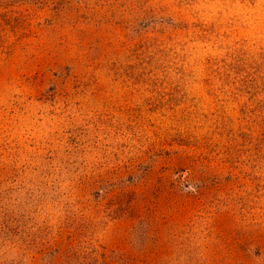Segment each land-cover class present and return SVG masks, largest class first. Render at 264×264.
I'll return each instance as SVG.
<instances>
[{"label": "rangeland", "instance_id": "1", "mask_svg": "<svg viewBox=\"0 0 264 264\" xmlns=\"http://www.w3.org/2000/svg\"><path fill=\"white\" fill-rule=\"evenodd\" d=\"M264 264V0H0V264Z\"/></svg>", "mask_w": 264, "mask_h": 264}, {"label": "trees", "instance_id": "2", "mask_svg": "<svg viewBox=\"0 0 264 264\" xmlns=\"http://www.w3.org/2000/svg\"><path fill=\"white\" fill-rule=\"evenodd\" d=\"M83 246H80L78 249L72 248L68 251V253L65 255V259L63 264H83V258L80 257V253L85 251L86 249L82 248Z\"/></svg>", "mask_w": 264, "mask_h": 264}]
</instances>
